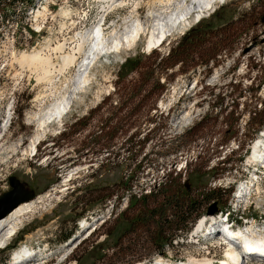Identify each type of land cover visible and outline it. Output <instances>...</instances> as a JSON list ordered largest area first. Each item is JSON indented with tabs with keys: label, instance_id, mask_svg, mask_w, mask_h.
<instances>
[{
	"label": "rangeland",
	"instance_id": "obj_1",
	"mask_svg": "<svg viewBox=\"0 0 264 264\" xmlns=\"http://www.w3.org/2000/svg\"><path fill=\"white\" fill-rule=\"evenodd\" d=\"M183 2L124 0L107 9L105 4L103 11L104 0H78L71 8L74 0L69 6L63 0H34L0 13V194L14 175L40 201L0 249V260L23 245L43 247L38 264H145L166 258L209 264L208 259L227 257L215 241L189 242L201 215L189 231H173L172 244L157 252L158 240L142 229L144 208L157 202L130 200L156 192L161 182L182 189L187 183L192 196L218 190L217 200L204 202L202 215L214 202L217 211L230 208L237 185L248 177L247 164L260 160L253 157L255 147L264 141V0H218L195 24L171 31L151 50L145 48V35L128 49H100L88 66V81L78 79L80 62L92 46L81 35L86 37L104 12L115 8L106 15L103 32L119 34L136 17L145 24L165 21L166 7L179 12L191 0ZM191 29H198L205 43L182 52L196 32L183 46L178 41ZM170 50L164 62L169 68L159 63L162 71L151 74L150 66ZM32 51L49 59L48 76L41 65L21 59ZM65 54L74 58L69 65H63ZM127 58H137L139 67L120 76ZM38 95L44 96L41 102ZM61 98L69 99L70 108L60 124L50 123L35 153L23 154L37 125L28 115ZM244 201V216L264 217V182ZM105 208L106 220H94L88 235L77 232L79 221ZM249 227V240L259 238L255 224Z\"/></svg>",
	"mask_w": 264,
	"mask_h": 264
},
{
	"label": "bare ground",
	"instance_id": "obj_2",
	"mask_svg": "<svg viewBox=\"0 0 264 264\" xmlns=\"http://www.w3.org/2000/svg\"><path fill=\"white\" fill-rule=\"evenodd\" d=\"M185 2V0H183ZM218 0H191L190 6L184 8L182 11L177 12L178 7H174L175 10L170 12L171 10L169 6L166 7L164 11L169 12V16L165 21L162 19L159 20L156 19L153 23L150 24H145L141 20L136 17L133 20V23H131L130 27L128 30H126L123 33H111L109 35H106L103 30L101 29V26L99 24H96L95 28H93L90 33L87 34L85 37L84 35H81L82 39L84 42H89L88 44L91 45L90 42H92V46L90 47L89 51L86 52L85 57L83 58L82 62H80L79 66V75L78 79H81V83H86L88 81V66L91 63L92 59L96 57L97 53L101 51L102 49L107 50H119L121 48H130L132 47L136 40L141 36L145 35V48L147 50H151L152 48L155 47L157 43H160L157 45L159 46L164 39L166 38L167 34H169L171 31L174 30H185L187 29L191 24L194 22L200 20L203 18L202 16L205 15V13H208L210 9L214 8V4ZM120 0H109L106 9L112 7L115 3H120ZM180 2V1H179ZM178 2V3H179ZM183 2V3H184ZM167 3V1H166ZM176 4V3H175ZM180 7V6H179ZM45 9V8H43ZM180 10V9H179ZM160 11V10H159ZM163 11V12H164ZM42 15V14H40ZM195 24V23H194ZM114 31V30H113ZM116 31V30H115ZM90 40V41H89ZM80 45V44H79ZM82 45V44H81ZM89 45V46H90ZM154 46V47H153ZM81 47V46H80ZM79 50V47H77ZM101 49V50H100ZM104 51V50H103ZM89 52V53H88ZM24 60L26 59L29 64H39L41 65L44 74L48 69L45 67L49 64V59L48 58H43L39 56L36 52H33L28 54V55H22L21 59ZM62 61L64 62L63 65H69L72 63L74 60L73 57H69V55L65 54L64 56L61 57ZM23 60V61H24ZM25 60V62H26ZM22 61V62H23ZM62 62V63H63ZM29 66V65H27ZM42 70V69H41ZM42 72V71H41ZM45 75V76H46ZM49 75V74H48ZM47 75V76H48ZM44 98L43 95H38L36 96V101L41 102L42 99ZM61 98L60 100H55L53 103H50L49 106H47L45 109H39L36 112L30 113L28 115V120L33 123V121H36L37 125L35 127L34 133L28 138L27 145L23 149V154L27 155H32V153L36 150L37 144L39 141L43 139V137L47 134V132L50 130V123H53L56 121L57 124H60L62 121V118L66 111L70 108V101L69 99L65 101V103L62 102ZM4 129V124L0 125V130ZM262 141H259V144H261ZM256 148V151L253 153L254 158H259L260 162L263 163L264 161V142L260 145V148ZM14 150V149H13ZM17 150V149H16ZM15 150V151H16ZM13 151H11L12 153ZM261 177L259 176V180ZM252 181H250L249 184H251ZM249 186H244V195L240 194L238 199L240 201H244L246 199V196L249 194L247 191V188ZM39 199L35 198L33 200H29L26 202H22L16 207H14L9 213H7L3 218L0 219V248L6 244L9 241V238L11 235H14L16 231L21 226L22 219L27 215V214H32L38 209V203ZM234 203V202H233ZM233 210V208H232ZM229 214H231V211H227ZM226 212V213H227ZM233 212V211H232ZM234 213V212H233ZM102 219L103 217H95L91 216L90 219L88 218H83L81 221L78 222V231H84L85 228L91 226V224L94 223V220ZM210 218H213V216H210ZM227 218V216H226ZM88 228V229H89ZM252 227H249L248 230L252 231ZM250 232V231H248ZM249 234V233H248ZM250 237V236H248ZM236 238V237H235ZM237 240H241L243 247L249 249L250 254L252 256H260L264 258V238H247V236L240 232L237 233ZM238 241H236L237 243ZM24 256V250L18 248L13 256L12 259H10L6 264H12L13 262H16L15 264H19L23 259L22 257ZM226 258L220 260L219 264H237L239 260L241 259V253L237 251L235 248L230 247L229 249L226 250ZM20 260V261H19ZM38 260V258H35L31 264H38L35 263ZM208 259L207 261H209ZM30 264V263H26ZM189 264H198L193 261L189 262ZM204 264V263H203ZM240 264V263H238Z\"/></svg>",
	"mask_w": 264,
	"mask_h": 264
},
{
	"label": "trees",
	"instance_id": "obj_3",
	"mask_svg": "<svg viewBox=\"0 0 264 264\" xmlns=\"http://www.w3.org/2000/svg\"><path fill=\"white\" fill-rule=\"evenodd\" d=\"M16 3H20L24 8H26L27 5H31L33 3V0H0V13L8 12L9 9ZM198 31V29H191L190 32L181 37L178 41V46L180 47L184 45L185 40L188 38L187 35L192 32H196L194 37L192 36L186 46L183 47L182 52H186L188 49H194L202 43H205V39ZM170 55L171 50L165 58L161 59L160 62L154 66H150L149 72L151 74L152 72L159 74L162 71V68H158L159 63H163L164 68H169L170 65H168V63L165 64L164 62H167ZM137 67H139V61L137 58H127L120 65L118 74L121 76L126 71H131ZM195 180L196 182H199L198 178H195ZM128 185L129 184L127 183L125 188L129 187ZM189 187V190H186L185 185H183L182 189V186L179 187V184L177 183L173 182L172 184H167V182H161L159 183L156 192L151 190L148 194H141L139 198L132 196L130 200L131 203L134 200L138 201L140 198H154V201L157 202V205L152 208H148V206H146L144 208L145 215L142 217V229L150 232V234L158 240L157 246L159 249L157 252L162 251L164 246L171 245V241L174 239L173 237L176 236L173 231L177 230L186 232L189 230L192 222L201 214L200 209L204 205V202L217 200L218 190L216 189H210V192H206L205 194L203 192L198 196H192L193 190L190 185ZM151 225L152 229L150 228ZM5 260L6 256L1 259L0 262Z\"/></svg>",
	"mask_w": 264,
	"mask_h": 264
},
{
	"label": "water",
	"instance_id": "obj_4",
	"mask_svg": "<svg viewBox=\"0 0 264 264\" xmlns=\"http://www.w3.org/2000/svg\"><path fill=\"white\" fill-rule=\"evenodd\" d=\"M248 51V47L244 50ZM9 189L0 194V219L9 213L14 207L22 202L29 201L34 198L35 192L26 185V182L19 180L16 176L8 177ZM186 190H189V185L185 183ZM216 202L210 205L206 214H214L217 212Z\"/></svg>",
	"mask_w": 264,
	"mask_h": 264
},
{
	"label": "built area",
	"instance_id": "obj_5",
	"mask_svg": "<svg viewBox=\"0 0 264 264\" xmlns=\"http://www.w3.org/2000/svg\"><path fill=\"white\" fill-rule=\"evenodd\" d=\"M103 9H105V5H104Z\"/></svg>",
	"mask_w": 264,
	"mask_h": 264
},
{
	"label": "flooded vegetation",
	"instance_id": "obj_6",
	"mask_svg": "<svg viewBox=\"0 0 264 264\" xmlns=\"http://www.w3.org/2000/svg\"><path fill=\"white\" fill-rule=\"evenodd\" d=\"M116 215H118V214H115L114 216H116Z\"/></svg>",
	"mask_w": 264,
	"mask_h": 264
}]
</instances>
